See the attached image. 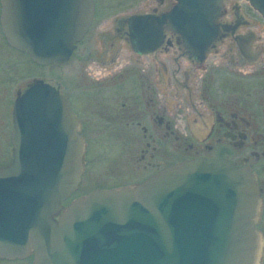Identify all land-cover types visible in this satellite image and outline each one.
I'll return each instance as SVG.
<instances>
[{"label":"water","instance_id":"1","mask_svg":"<svg viewBox=\"0 0 264 264\" xmlns=\"http://www.w3.org/2000/svg\"><path fill=\"white\" fill-rule=\"evenodd\" d=\"M170 13L155 9L125 18L131 51L158 58L171 47L193 61L235 32L248 61L252 32L232 0H176ZM264 16V0H248ZM7 42L38 65L66 61L90 27L92 0H1ZM162 75V71H161ZM161 89L165 90L163 76ZM12 159L0 167V257L32 264H258L255 223L259 190L254 175L227 160L199 158L165 169L146 182L93 191L62 203L81 180L83 142L69 103L35 81L12 111Z\"/></svg>","mask_w":264,"mask_h":264},{"label":"flooded vegetation","instance_id":"2","mask_svg":"<svg viewBox=\"0 0 264 264\" xmlns=\"http://www.w3.org/2000/svg\"><path fill=\"white\" fill-rule=\"evenodd\" d=\"M92 1V23L70 57L42 66L7 42L0 0V85L7 89L12 74L15 80L6 95L12 125L9 141L14 103L37 80L54 87L69 103L83 142L81 180L64 206L93 191L142 184L194 159L227 160L247 168L259 190L255 227L260 240L258 264H264V54L251 61L242 57L234 32L215 46L216 51L204 50L205 58L193 62L188 49H178L177 64H172L171 47L164 48L159 54L161 75L155 56L141 53L140 62L130 60L137 51H131L130 40L124 43L121 36L129 35L125 18L150 9H155V16L170 13L177 1L140 0L133 8L132 0H125L126 8L110 18L99 0ZM235 1L250 22L236 26L237 36L251 31L250 49L264 48V17L248 0ZM225 6L231 20L232 0H225ZM73 61L80 72L75 82L64 78L62 86L47 83L32 70L19 71L26 69L24 65L43 70ZM26 72L30 78L16 82ZM162 76L165 90L162 80L156 79ZM13 86H17L15 97L10 99ZM82 187L87 191L78 195ZM20 261L32 264L33 257H0V264Z\"/></svg>","mask_w":264,"mask_h":264},{"label":"rangeland","instance_id":"3","mask_svg":"<svg viewBox=\"0 0 264 264\" xmlns=\"http://www.w3.org/2000/svg\"><path fill=\"white\" fill-rule=\"evenodd\" d=\"M99 1H100V7L104 8V10H105L103 13H105V16H107L109 18L114 13L121 11V10H124L126 8L124 6L125 0H99ZM139 2H140V0H132L131 6L133 8H135ZM119 3H121V4L118 5ZM97 23H100V19L95 21V24H97ZM21 64H22V62H20V65ZM23 67H26V69H22L21 67H19V68H21L19 71L32 70L33 71L32 73L36 77H39V78L43 79L44 81H46L47 83L52 84L54 86H57V85L62 86L64 78L66 79V77L70 78L71 81L73 80V82H75L76 76L80 72L79 71V69H80L79 64L76 61H73L70 65H66V66L53 65L52 67H45V69L43 68V70L37 66H32V67L28 68L27 65H24ZM6 69L9 70L11 68L6 67ZM11 71L13 72V68L11 69ZM19 73L20 72H18V74ZM30 75H31V73L26 72L22 76H17L16 82L19 80L25 81L26 79L30 78ZM8 76H10V75H8ZM11 79H12V81L9 84L7 89L3 88V87H6L4 84L2 86L0 85V165L7 164L9 162V160L11 159L12 146H11V142L9 141V134L12 130L11 111H10V107L7 106L8 101L6 99L8 96L7 93L9 91L8 89L12 85V82L15 81L13 74L11 75ZM16 88H17V86H13L10 89V94H11V96L9 97L10 99H13L15 97ZM2 104L4 105L5 108L2 106ZM82 188L80 189L79 192H77L78 195L81 194L82 192L84 193L85 191H87L84 188L83 189ZM74 196H76V194L73 195L72 198ZM66 201H64V202H66ZM18 264H30V261H28V262L20 261V263H18Z\"/></svg>","mask_w":264,"mask_h":264}]
</instances>
